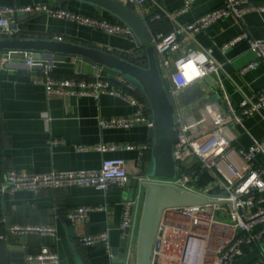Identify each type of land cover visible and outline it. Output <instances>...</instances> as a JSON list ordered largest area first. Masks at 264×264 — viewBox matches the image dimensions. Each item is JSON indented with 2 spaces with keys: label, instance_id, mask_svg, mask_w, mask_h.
Returning <instances> with one entry per match:
<instances>
[{
  "label": "crops",
  "instance_id": "crops-1",
  "mask_svg": "<svg viewBox=\"0 0 264 264\" xmlns=\"http://www.w3.org/2000/svg\"><path fill=\"white\" fill-rule=\"evenodd\" d=\"M224 0H192L181 10L185 0H147L130 6L141 15L154 31L170 30L176 23H187L223 3ZM264 4V0H252ZM59 0H0L5 5H35L45 3L57 7ZM59 7L81 14L108 19L117 15L87 0H68ZM162 8L167 12L160 18L154 14ZM36 11V13H35ZM34 12V13H33ZM16 32L42 33L67 37L104 45L118 52L129 53L140 43L138 38L111 34L101 29L49 14L45 10L24 11L15 14ZM247 31L252 38L264 39V11L250 10L241 17L226 15L206 29L195 34L177 53L189 48H212L219 62L218 75L212 73L180 92L181 101L190 104L204 96L213 97L225 91L234 103L256 94L264 87V64L249 46L247 38H239L225 49L221 46ZM257 61L253 68L241 69ZM53 75L57 77L92 76L99 69L87 62L68 56L54 61ZM38 70L25 67L0 66V184L6 167L20 171L79 170L99 168L106 157L126 159L129 174L145 169L150 160V150L141 157L136 149L115 148L99 150V143L144 142L150 140L149 129L137 124L125 127H102L100 118L123 116L132 113L133 107L119 95L103 92L98 96L48 92L41 82L33 80ZM235 143L250 146L264 136V113H254L243 123L233 127ZM64 138V142L51 144L50 138ZM151 141V140H150ZM87 146L82 150L79 146ZM264 161V155L258 156ZM212 174L204 170L198 174L197 184L210 181ZM141 191L140 205L144 203L145 188ZM127 184L112 185L107 189L93 186L42 188L38 191L21 189L0 192V264H10L7 241L10 224L34 225L51 223L57 228L56 236L37 233L15 234L22 237L30 253L38 252L47 244L58 252L59 264H112V253L103 246H86L80 236L108 230L113 247L119 246L123 236L120 229L123 204L138 194ZM81 205H104L103 210H92L87 216L71 218L69 208ZM140 208V206H139ZM60 210V213L57 212ZM141 216L137 214L139 235ZM6 234L5 237L2 235ZM20 246V245H19ZM264 248V240L246 247L235 264L253 262ZM16 264H21L20 262ZM264 264V263H261Z\"/></svg>",
  "mask_w": 264,
  "mask_h": 264
},
{
  "label": "built area",
  "instance_id": "built-area-1",
  "mask_svg": "<svg viewBox=\"0 0 264 264\" xmlns=\"http://www.w3.org/2000/svg\"><path fill=\"white\" fill-rule=\"evenodd\" d=\"M126 3L141 5L147 0H124ZM192 0H185L180 11L185 10ZM45 10L51 15L76 21L101 29L111 34L135 37L134 29L122 20H113L89 16L64 7H50L41 3L35 5L0 6V34H10L16 29L10 27L14 15L19 11ZM250 10L264 11V4L252 0H224L219 6L187 23H176L168 31H154L152 41L159 55L160 67L170 91L174 95L176 116V141L174 156L181 169L176 178L138 175V194L123 204L120 229L127 238L124 264H138V232L136 217L140 206L141 191L146 181L170 183L194 192L206 199L193 204H175L165 206L161 212L152 249L151 264H235L246 247L258 240H264V161L258 156L264 155V136L255 139L250 146L235 143L233 127L243 123L254 113H264V87L255 95L234 103L223 91L221 95L202 97L184 104L179 98L181 91H175L171 79L176 73L178 60L187 59L192 54L203 53L207 63L203 65L206 75H218L219 62L212 54V48H189L185 53L177 52L216 20L233 14L241 17ZM162 8L153 19L166 15ZM146 21V20H145ZM18 33V32H16ZM247 38L249 46L264 64V39L252 38L245 30L231 41L224 43L225 49L239 38ZM139 43L136 49L141 50ZM54 61L14 55L10 51L0 52V66L6 68L25 67L37 69L39 74L33 78L45 85L48 92L63 94H88L98 96L103 92L119 95L133 107L132 113L123 116L100 118L102 127H131L142 124L148 129L154 126L151 110L139 89L121 73L109 74L102 68L92 76L53 75ZM257 61L250 62L241 69L244 72L253 68ZM195 81V82H197ZM193 82L192 84H194ZM191 84V85H192ZM64 138L53 137L51 144L64 142ZM99 150H112L118 147L136 149L140 156L151 149V141L121 142L113 144L99 143ZM85 150L87 146H79ZM204 170L211 172V180L203 185L197 184L198 174ZM126 159L106 157L99 168L79 170L20 171L6 167L2 174L0 192L42 188H62L72 186H93L107 189L112 185L125 186L129 178ZM104 205H81L68 209L71 218L87 216L92 210H103ZM14 234L37 233L41 236H56L54 224L34 225L10 224ZM3 237L6 234L2 235ZM79 241L86 246H103L112 253V243L108 230L88 233L80 236ZM28 264H59L57 251L43 244L38 252L25 255ZM264 263V248L260 255L249 264ZM7 264V263H6Z\"/></svg>",
  "mask_w": 264,
  "mask_h": 264
},
{
  "label": "water",
  "instance_id": "water-1",
  "mask_svg": "<svg viewBox=\"0 0 264 264\" xmlns=\"http://www.w3.org/2000/svg\"><path fill=\"white\" fill-rule=\"evenodd\" d=\"M67 1L59 0L57 7ZM87 1L106 8L128 23L134 29L142 49L133 53H123L94 42L51 34L12 32L0 34V52L10 51L22 58L32 55L36 61L43 58L64 60L71 56L102 68L109 74L124 75L147 100L154 122V126L149 128L148 133L151 140L149 163L140 172L130 174L127 185L134 192L139 185L138 175L146 174L165 178L181 176V169L174 156L177 127L174 95L170 91V83L161 71L158 51L152 41L153 30L149 28L144 18L124 0ZM23 13L24 11H19L17 14ZM17 22L13 20L10 27L16 29ZM144 186V211L138 235V264H151L153 244L163 208L175 204L201 203L206 199L170 183L146 181ZM57 212L60 213V210ZM22 240L21 235L16 236L8 229L10 264L18 262L28 264L25 255L29 253V248ZM126 245L127 238L124 237L119 246L112 248V264H124Z\"/></svg>",
  "mask_w": 264,
  "mask_h": 264
},
{
  "label": "clouds",
  "instance_id": "clouds-1",
  "mask_svg": "<svg viewBox=\"0 0 264 264\" xmlns=\"http://www.w3.org/2000/svg\"><path fill=\"white\" fill-rule=\"evenodd\" d=\"M207 63V57L203 53H196L187 59L178 60L176 63V75L172 77L171 84L175 91H183L193 82L206 75L203 65Z\"/></svg>",
  "mask_w": 264,
  "mask_h": 264
},
{
  "label": "rangeland",
  "instance_id": "rangeland-1",
  "mask_svg": "<svg viewBox=\"0 0 264 264\" xmlns=\"http://www.w3.org/2000/svg\"><path fill=\"white\" fill-rule=\"evenodd\" d=\"M179 98L182 99L180 96H179ZM138 211H139L140 216L142 217V215H143V211H144V203H142V204L140 205V208L138 209Z\"/></svg>",
  "mask_w": 264,
  "mask_h": 264
},
{
  "label": "trees",
  "instance_id": "trees-1",
  "mask_svg": "<svg viewBox=\"0 0 264 264\" xmlns=\"http://www.w3.org/2000/svg\"><path fill=\"white\" fill-rule=\"evenodd\" d=\"M113 20H121L120 18L119 19H113ZM168 31V30H167Z\"/></svg>",
  "mask_w": 264,
  "mask_h": 264
}]
</instances>
